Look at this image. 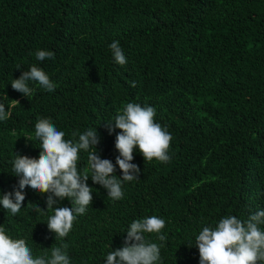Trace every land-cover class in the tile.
Returning a JSON list of instances; mask_svg holds the SVG:
<instances>
[{
	"label": "trees",
	"instance_id": "1",
	"mask_svg": "<svg viewBox=\"0 0 264 264\" xmlns=\"http://www.w3.org/2000/svg\"><path fill=\"white\" fill-rule=\"evenodd\" d=\"M113 41L127 60L123 66L114 62ZM38 50L54 58L37 61ZM32 65L54 91L29 82L27 98L11 88ZM4 95L0 102L11 115L0 121V198L18 187L15 153L38 159L34 132L41 118L74 143L96 128L100 158L114 165L119 130L110 135L106 123L127 103L153 107L155 122L172 136L166 163H145L134 151L139 177L123 183L116 201L93 183L81 150L78 171L89 176L93 200L62 240L47 228L54 214L48 194L24 189L14 217L0 205V226L24 239L33 258L66 244L70 264H106L133 221L157 216L165 220L166 240L145 239L163 245L158 264H199L195 241L203 227L229 216L246 222L264 210V0H0ZM115 175L122 176L118 166ZM57 206L72 205L65 198ZM258 227L264 231V223Z\"/></svg>",
	"mask_w": 264,
	"mask_h": 264
},
{
	"label": "clouds",
	"instance_id": "2",
	"mask_svg": "<svg viewBox=\"0 0 264 264\" xmlns=\"http://www.w3.org/2000/svg\"><path fill=\"white\" fill-rule=\"evenodd\" d=\"M109 48L114 62L121 66L127 60L119 41H113ZM55 53L38 50L35 53L37 61L54 58ZM29 82L38 83L47 92L55 89V84L49 76L36 65L23 71L18 79H13L11 88L25 97L32 95L33 89ZM131 87L136 83L131 82ZM7 98L0 96V100ZM19 104L10 100L14 107ZM11 115V108L6 111L4 103L0 102V121H6ZM156 110L151 106H141L138 103H127L114 117V122L106 123L111 135L117 129L115 150L119 153L115 165L107 159H101L97 150L100 136L95 129H88L78 135V141L65 140V133L57 130L49 119L41 118L35 124L34 139L40 142L38 159L21 156L15 153L12 161V173L18 177V187L13 192L3 194L0 205L11 216H16L25 201L24 189L47 195V211L53 210L47 224L48 231L55 234V240H62L71 231L77 216L83 215L93 200V189L87 184L89 176L78 171L79 152L88 153V170L94 184L101 185L112 200L123 198L122 185L138 179L140 169L133 164V153L139 150L144 162L156 160L166 163L170 157L168 150L172 141L166 128L155 122ZM33 139L32 137L25 138ZM116 166L122 173L115 175ZM67 198L71 208L54 207L59 201ZM33 205L34 211L44 213L39 206ZM264 223V210L249 216L242 222L235 216L222 218L215 228L203 227L196 237L195 247L199 252V264H258L264 262V231L258 225ZM165 220L150 216L135 220L126 232L123 246L110 251L106 264H158L160 248L163 246L145 239V234H155L163 242L166 236L161 232ZM66 244L52 246L50 256L46 251L43 255L33 258L31 249L24 239H12L0 226V264H70V258L65 249Z\"/></svg>",
	"mask_w": 264,
	"mask_h": 264
}]
</instances>
